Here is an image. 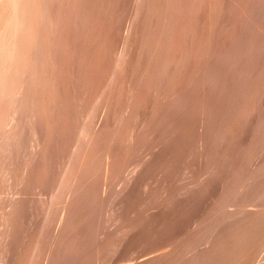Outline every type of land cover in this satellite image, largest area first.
Returning a JSON list of instances; mask_svg holds the SVG:
<instances>
[{"label":"bare ground","instance_id":"bare-ground-1","mask_svg":"<svg viewBox=\"0 0 264 264\" xmlns=\"http://www.w3.org/2000/svg\"><path fill=\"white\" fill-rule=\"evenodd\" d=\"M0 150V264H212L262 236L264 0H0Z\"/></svg>","mask_w":264,"mask_h":264},{"label":"rangeland","instance_id":"rangeland-1","mask_svg":"<svg viewBox=\"0 0 264 264\" xmlns=\"http://www.w3.org/2000/svg\"><path fill=\"white\" fill-rule=\"evenodd\" d=\"M0 151H1V150H0ZM2 153H4L3 150H2ZM2 153L0 154V159H1V160H2L3 158L6 159V158H5L6 156L4 157V156H3L4 154L2 155ZM1 155L3 156V158H2ZM4 159H3L2 161L0 160V161L2 162V163L0 162V163H1L0 165H2V164L4 163L3 165L6 166V162H5L6 160L4 161ZM3 165H2V167L0 166L1 168H3V170H2L1 168H0V170H2V171L5 170L4 172L6 173V169H4V168H7V167H3ZM0 172H1V171H0ZM4 172L1 173V174H3V175L0 174L1 177L4 176ZM1 177H0V181H1ZM4 177H7L6 174H5ZM4 177H2V180H3L4 183H5L7 180L5 181V180H4ZM5 179H6V178H5ZM1 182H2V181H1ZM1 182H0V192H2V193H0V195H1L0 197L3 198V197H5L6 194H4V193H6L7 190H5V192H3L4 190H2V188L4 187L5 189H6V188L8 189L9 187H11V185H13V182H12V183H9V182H8V183H9V187H6V186H8V184L6 185V183H5L6 186L3 185V187H2V183H3V182H2V183H1ZM4 183H3V184H4ZM10 184H11V185H10ZM1 187H2V188H1ZM2 195H3V196H2ZM1 198H0V205H1V204H4V205L6 204L5 207H4V208H5L4 210H6L7 203H5V202L7 201V199H6V197H5L6 200H5V199H2L3 202H4V200H5V202L2 203ZM4 205H3V206H4ZM17 205H18L19 207H17ZM17 205L15 206V208L17 207V208L19 209L21 204H20V205L17 204ZM1 206H2V205H1ZM3 206H2V208H3ZM22 207H23V206L21 205V208H22ZM21 208H20V210L17 209V211L20 212V211H21ZM0 209H1V208H0ZM15 210H16V209H15ZM12 212H13V214H15V213H14V209L12 210ZM1 213H2V211H1ZM1 213H0V214H1ZM4 213H6V212H3L2 215L0 216V217H2L3 219H5V220H3L2 218L0 219V222H1V220H2V221H3L2 223H4V225L7 223V221H6L7 219H8V221H9L10 218H12V216H14V217L12 218V220H11V221L14 222L13 219L17 220V219H16V218H17V215H19L17 212H16L17 215H16V214H15V215H13V214H9V215H11V217L9 218V217H8L9 215H8V216H4V215H5ZM4 217H6V218H4ZM4 221H5V222H4ZM9 222H10V221H9ZM9 222H8V224H9ZM13 222H12V223H13ZM15 222H16V221H15ZM15 222H14V223H15ZM2 223H0V225H2V226H0V228H1L0 231L3 230V228H4ZM12 223L10 222L11 227H10L8 224H6V225H8L7 227H10V229H9L10 232H9V233H11V232L13 233V232L15 231V233H14L13 235L7 233V234L11 235L10 238H12V236H13V238H12L13 241H11L10 238H9L10 240H9V239H7V240H8V244H12V245H14L15 242L17 241L16 239L18 238L17 236H18V234H19V233H18L19 231H17L18 229L16 230V228H19L20 225L16 226V225L19 224V223H17V224L15 223L16 225H15V224L12 225ZM14 225H15V226H14ZM2 227H3V228H2ZM11 230H14V231H11ZM19 230H20V229H19ZM1 232H2V231H1ZM16 232H17V233H16ZM15 234H16L17 236H15V241H14V235H15ZM249 236H250V237H249ZM249 236H244V237L241 236L242 238H239V239H241V240H240V242L238 243L239 245H238V248H237V249H228L227 251H226V250L221 251V253H220V255H219V260L217 259L218 261L216 260V261L213 262L212 264H251V263H252V264H254V263H255V264H264V259L262 258L263 255H264V246H263V245H264V234H263L262 236H261V235L258 236V238L254 237V235H251V234H250ZM16 237H17V238H16ZM247 237H248V238H247ZM250 238H251V239H250ZM255 238H256V239H255ZM242 239H243V240H242ZM246 239H247V241H246ZM259 240H260V241H259ZM9 241H10V242H14V243H10ZM241 242H242V243H241ZM250 242H252V243H250ZM259 242H260L261 244H260ZM262 242H263V244H262ZM253 243H255L256 245L254 244V246H253ZM1 245H2V244H1ZM12 245H11V246H12ZM256 246H257V247H256ZM239 248H240V249H239ZM259 248H261V249L263 248V249L261 250V249H259ZM0 249H3V246H1ZM247 249H248V251H245V250H247ZM229 250H230V251H229ZM232 250H233V251H232ZM249 250H250V251H249ZM257 250H259V251H257ZM253 251H254L255 253H258L256 258L254 257L256 254L254 255V253H252ZM261 251H262V252H261ZM259 253H260V254H259ZM232 254H233V255H232ZM229 255H231L232 257H230ZM258 255H259V256H258ZM228 256H229V257H228ZM259 257H260V258H259ZM234 259H235V260H234ZM222 260H223V261H222ZM234 261H235V262H234ZM256 261H257V262H256ZM217 262H219V263H217ZM241 262H242V263H241ZM253 262H254V263H253ZM259 262H260V263H259ZM262 262H263V263H262ZM210 264H211V263H210Z\"/></svg>","mask_w":264,"mask_h":264}]
</instances>
